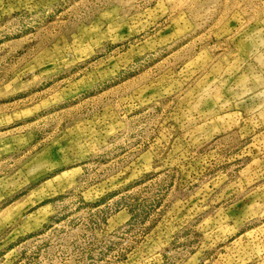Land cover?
Masks as SVG:
<instances>
[{
	"label": "rangeland",
	"instance_id": "rangeland-1",
	"mask_svg": "<svg viewBox=\"0 0 264 264\" xmlns=\"http://www.w3.org/2000/svg\"><path fill=\"white\" fill-rule=\"evenodd\" d=\"M0 264H264V0H0Z\"/></svg>",
	"mask_w": 264,
	"mask_h": 264
}]
</instances>
